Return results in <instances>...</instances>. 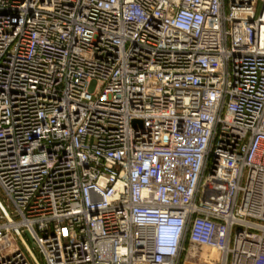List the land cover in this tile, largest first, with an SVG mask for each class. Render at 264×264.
I'll return each instance as SVG.
<instances>
[{
  "label": "built area",
  "instance_id": "obj_1",
  "mask_svg": "<svg viewBox=\"0 0 264 264\" xmlns=\"http://www.w3.org/2000/svg\"><path fill=\"white\" fill-rule=\"evenodd\" d=\"M0 194V264H264V0H0Z\"/></svg>",
  "mask_w": 264,
  "mask_h": 264
},
{
  "label": "water",
  "instance_id": "obj_2",
  "mask_svg": "<svg viewBox=\"0 0 264 264\" xmlns=\"http://www.w3.org/2000/svg\"><path fill=\"white\" fill-rule=\"evenodd\" d=\"M0 209L4 210L1 204H0ZM27 236H28V234H27ZM19 238H20L25 250L27 251L28 255L30 256L31 260L33 261V263L34 264H40L38 262L36 256L33 253V250H32L33 244L30 246L22 237H19ZM29 240H30V243H31V239L30 238H29Z\"/></svg>",
  "mask_w": 264,
  "mask_h": 264
},
{
  "label": "bare ground",
  "instance_id": "obj_3",
  "mask_svg": "<svg viewBox=\"0 0 264 264\" xmlns=\"http://www.w3.org/2000/svg\"><path fill=\"white\" fill-rule=\"evenodd\" d=\"M212 192L210 191V188L208 189V191H207V195H206V197H208V195H210Z\"/></svg>",
  "mask_w": 264,
  "mask_h": 264
},
{
  "label": "rangeland",
  "instance_id": "obj_4",
  "mask_svg": "<svg viewBox=\"0 0 264 264\" xmlns=\"http://www.w3.org/2000/svg\"><path fill=\"white\" fill-rule=\"evenodd\" d=\"M0 196H1V194H0Z\"/></svg>",
  "mask_w": 264,
  "mask_h": 264
}]
</instances>
